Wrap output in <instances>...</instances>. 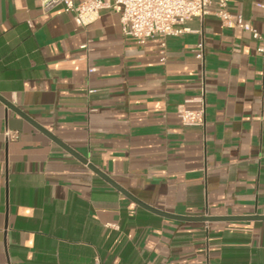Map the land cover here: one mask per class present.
I'll return each mask as SVG.
<instances>
[{
    "label": "crops",
    "instance_id": "obj_1",
    "mask_svg": "<svg viewBox=\"0 0 264 264\" xmlns=\"http://www.w3.org/2000/svg\"><path fill=\"white\" fill-rule=\"evenodd\" d=\"M41 2L0 0V264H264V220L219 218L264 215V0H228L263 39L207 14L165 50Z\"/></svg>",
    "mask_w": 264,
    "mask_h": 264
},
{
    "label": "built area",
    "instance_id": "obj_2",
    "mask_svg": "<svg viewBox=\"0 0 264 264\" xmlns=\"http://www.w3.org/2000/svg\"><path fill=\"white\" fill-rule=\"evenodd\" d=\"M41 6L44 11L61 7L73 15L75 23L80 27L96 21L101 11L113 10L120 13L126 35L135 37L140 43L157 39L164 50L169 36L181 34L190 19L207 14L217 15L226 27H241L255 39H263L249 20L229 10L228 0H42ZM258 50L264 52V43L260 44ZM199 57H202L201 52ZM179 115L184 125L204 124L203 110L182 108ZM5 134L10 140L18 137V132L11 129Z\"/></svg>",
    "mask_w": 264,
    "mask_h": 264
},
{
    "label": "water",
    "instance_id": "obj_3",
    "mask_svg": "<svg viewBox=\"0 0 264 264\" xmlns=\"http://www.w3.org/2000/svg\"><path fill=\"white\" fill-rule=\"evenodd\" d=\"M7 104L15 109L21 116H23L24 118L28 119L29 121H31L33 124H35L38 128H40L43 132H45L48 136H50L54 141H56L57 143H59L60 145H62L66 150H68L71 153H75V151H73L70 147H68L65 143H63L57 136H55L53 133H51L49 130L45 129L44 127H42L41 125H39L38 123H36L35 121H33L30 117H28L25 113L19 111L18 108L14 107L11 103L7 102ZM83 161L85 163H87L86 159H83ZM89 167L91 169H93L95 172H97L99 175H101L102 177H104L105 179H107L108 181H110L115 187H117L119 190H121L122 192H125L119 185H117L116 183H114V181H112L107 175H105L102 171H100L99 169H97L96 167H94L93 165L89 164ZM137 203H139L141 206H143L146 209H149L153 212H155L156 214L162 215L164 217H168V218H175V219H182V220H187L190 217H185V216H180V215H174V214H170L164 211H161L159 209L150 207L149 205L143 203L142 201H140L139 199L133 198ZM217 217H201V220H213ZM222 219H240V220H264V215H246V216H229V217H219Z\"/></svg>",
    "mask_w": 264,
    "mask_h": 264
}]
</instances>
